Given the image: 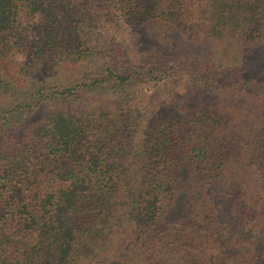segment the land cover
Listing matches in <instances>:
<instances>
[{"label": "trees", "instance_id": "1", "mask_svg": "<svg viewBox=\"0 0 264 264\" xmlns=\"http://www.w3.org/2000/svg\"><path fill=\"white\" fill-rule=\"evenodd\" d=\"M122 28L160 35L130 58L114 45L106 68L52 99L170 79L221 93L264 85V0H0V56L18 52L31 67L86 59ZM168 33L189 47L161 49ZM221 40L229 53L201 52ZM124 96L3 141L0 264H71L114 234L128 264H264V120L243 132L219 102L201 100L146 123Z\"/></svg>", "mask_w": 264, "mask_h": 264}, {"label": "rangeland", "instance_id": "2", "mask_svg": "<svg viewBox=\"0 0 264 264\" xmlns=\"http://www.w3.org/2000/svg\"><path fill=\"white\" fill-rule=\"evenodd\" d=\"M153 31L158 32L150 28H122L114 42L111 43V41L101 39L96 41L94 45H98L97 52L96 50L93 51V54L80 61L57 62L51 58H44L41 61L32 62L31 67L26 62V58L18 52L12 55L0 56V116L3 110L17 105L21 106L19 112L22 113H12L8 119H0V126H2V130L5 129L3 132L0 130V155L4 154L1 150L3 141L12 136L20 125L26 134L27 125L30 126L37 122L38 124L43 123L49 115L69 113L72 111L71 108L77 110L83 106L93 107L104 105L106 102H118L121 95H125V100L131 103V109L134 113H136V110L139 111L140 117L146 123L158 117L159 114L190 107L196 101L208 100L220 103L218 106L222 107L227 114L229 127L249 132L248 127L250 124L255 123L254 128L261 125V121L264 120V85L260 82L251 87L228 89L223 90L221 93V91L199 87L184 79H170L156 84L108 85L104 89L91 88V91L87 89V91H82L81 94L75 97L59 98V96H56V99H52L51 93L59 91L62 87L72 86L79 81H83L84 77L90 73L106 68L113 59L112 49L114 45L120 46V44H123L126 46L128 58L136 54L139 48L156 45L155 42H157L160 34H155ZM168 34L170 38L167 35L165 38L170 40L162 44L159 43L161 49H166L164 46L168 44L169 47L174 45L175 48L189 47V41L185 36ZM224 46H226V41L221 40L214 46L210 44L207 50L201 52L206 53L209 51L210 56L220 58L230 52V49ZM191 47L201 48V46L194 43H191ZM246 52L245 58H249L252 51ZM39 97H41L39 105L30 106ZM23 104L27 106H23ZM14 117H16V121L12 120ZM138 129L141 131V126H138ZM234 167L239 169L238 164ZM227 171H230V169H227ZM230 178L232 179V175L229 174ZM181 190H179L180 193ZM211 202L213 201H209L208 204ZM180 207L183 210L186 209L185 206ZM174 208L176 210L171 209V212L176 213L180 209ZM190 214L193 215L192 212ZM120 238V236L116 237L114 234L112 239H106L99 249H93L86 256L76 257L71 264H128L134 259L132 258V251L128 247L124 248L125 245H122ZM117 247H119V252L115 251Z\"/></svg>", "mask_w": 264, "mask_h": 264}]
</instances>
